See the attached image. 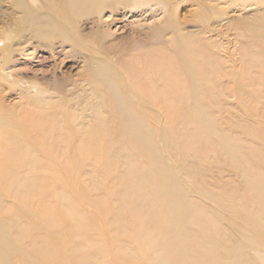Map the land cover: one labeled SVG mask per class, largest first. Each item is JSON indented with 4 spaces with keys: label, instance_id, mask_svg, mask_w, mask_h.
<instances>
[{
    "label": "rangeland",
    "instance_id": "obj_1",
    "mask_svg": "<svg viewBox=\"0 0 264 264\" xmlns=\"http://www.w3.org/2000/svg\"><path fill=\"white\" fill-rule=\"evenodd\" d=\"M203 2L210 8L205 10L207 21L201 20L198 0H183L175 17L185 32L209 39L222 63L219 70L227 64L229 76L224 71L219 80L223 85L202 88L197 103L191 84L185 83L181 90L176 78L167 95L155 96L145 106L132 100L131 106L153 127L159 152L179 173L197 216H210L190 226L195 247L217 263L264 264V198L255 196L244 181L246 176L250 182L264 183L263 175L257 174L264 173V66L254 58L261 53L264 64V42L260 41L262 49L240 36L246 31L245 23L264 12V0ZM143 8L134 15L106 16L111 35L102 45L112 46V53L127 59L136 55L142 59L148 48H169L166 41L172 31L164 30L160 36L150 27L166 16L156 5ZM167 11L175 12L171 6ZM88 41L98 42L95 36ZM7 43L8 39L0 42V47ZM244 43L253 53L243 51ZM75 48L67 45L66 55L48 47L19 50L7 68L0 50V106L8 115H42L37 124H28L30 149L18 157L21 168L10 169L12 174L2 172L0 222L6 224L11 243L0 253V264H154L153 248L159 246L164 229L152 231L143 217L129 214L131 198L139 197L145 188L126 191L130 178L123 177L128 172L151 171L155 162L131 147L137 144L118 121L112 93L100 78L83 70V59L74 52L85 49ZM161 61L171 63L167 57ZM154 84L158 90L162 83L157 77ZM165 126L174 133V147L164 140ZM182 136L195 141L191 150H196L201 165L196 173L181 160L188 157L183 156ZM227 142L240 146L233 154L239 163L223 147ZM173 152L180 164L169 157ZM244 171L249 174L243 176ZM152 212L162 217L163 206L153 207ZM40 216L47 228L52 224V231L35 225ZM41 245L45 254L36 249Z\"/></svg>",
    "mask_w": 264,
    "mask_h": 264
},
{
    "label": "bare ground",
    "instance_id": "obj_2",
    "mask_svg": "<svg viewBox=\"0 0 264 264\" xmlns=\"http://www.w3.org/2000/svg\"><path fill=\"white\" fill-rule=\"evenodd\" d=\"M182 1L0 0V42L7 39L10 41L9 44L0 47V50L4 52L6 62L4 67L7 68L11 67L10 62L14 60L15 52L19 50L25 52L31 50L30 48L37 50L41 47H48L52 50L59 49L66 55L67 45L84 48L83 51L74 52L76 56L83 59V70L88 71L93 77L100 78L105 88L112 93L116 101L118 121L137 144V146L131 147L146 152L155 162V167L151 171L128 172L123 177L124 180L130 178L126 191L145 188L139 197L131 198L132 205L128 208L129 214L143 217L148 227L153 228L152 231L159 227L164 229L160 236L159 246L153 248L154 264H222L211 260L207 252L201 253L195 247L197 240L190 231V226L204 219H210V216L208 214H203L202 217L197 216L196 206L192 203L186 188L181 184L179 173L170 161L162 157L159 152L153 127L131 106L132 100L145 106L148 105L147 103L152 104L155 96L161 98L167 95L172 80L176 78L182 84L181 90H184L185 83L191 84L192 98L198 103L201 100L200 90L202 88L209 89L223 85L219 83V80H221L220 75L224 71L229 76L227 64L221 70L218 69L222 63L219 61L217 52L210 45L209 39L204 38L201 34L185 32L182 24L175 17L176 10ZM198 1L202 6L201 20L207 21L209 15L205 10L210 8L204 4V0ZM241 1L261 3V0ZM152 5L158 6L157 9L166 17L162 21L163 18L160 16V19L150 26L151 31L153 34L156 32V35H160L164 30L172 31L173 36L166 41L169 42V48H148L142 59L139 55L127 59L124 54L112 53L114 52L112 46L102 45L104 39L111 35L109 32L107 33L109 22L104 21L106 16L112 15L114 19L123 14L134 15L140 9L144 11L143 7ZM169 6L175 12L169 14L167 11ZM156 16L158 15L155 14ZM244 30L246 31L240 33L244 42L261 45L260 41L264 42V12L258 15L254 21L252 19L250 22H246ZM93 36L98 40L97 43L94 42L95 45L88 41L89 37ZM33 39H36L37 42H30ZM27 42L29 44L24 46L26 48H17L18 45ZM242 49L253 53V48L251 49L249 44L244 43ZM165 50H172L174 54L167 55L163 52ZM263 51L264 49L261 52L263 53ZM122 53H125L124 50ZM158 55L160 56L158 57ZM260 55L262 54L255 55V61L264 66L262 60L259 59ZM166 57L167 61L171 63L161 61ZM166 76L171 79L165 81ZM157 77L162 84L158 90H155L154 82ZM94 90L99 95V91L95 87ZM200 114L207 116L202 111ZM41 116L37 113H29L23 117L8 115L0 106V183L5 182L3 171L9 170L11 173L10 169L21 168L23 163H20V158L30 149V144L26 141L28 124L34 125L38 117ZM111 128L112 125L108 123L109 134ZM163 129L165 142L174 147L172 129L166 126ZM120 138L116 139L120 140ZM181 138V144L185 149L183 156H188L181 160L185 166H190L191 172L195 170L196 173L201 170V165L199 166L196 150H191L195 141L186 136ZM223 147L231 153L232 157L236 148L241 149L239 145L231 147L228 142L224 143ZM125 151L128 154L131 153L128 147L125 148ZM169 157L175 158V161L179 163L176 153H171ZM233 159L239 163V158L233 157ZM247 174L249 173L244 171L243 176ZM257 174L264 177L263 172ZM244 181L255 196L264 198V183H256L254 179L250 182L246 176ZM131 182H134V185H130ZM195 190L207 192L205 189L195 188ZM147 197H151L153 200L149 202ZM159 205H162L164 209L162 217H156L152 212V208ZM45 223L46 220L40 216L37 217L35 225L46 227ZM51 228L52 224L47 230L52 231ZM6 229V224L0 222V253L6 250L11 243L9 236L5 234ZM242 236L244 237L243 234ZM242 243L243 241L240 240L239 245ZM36 249L45 254L42 245L36 246ZM235 252L238 253V249H235Z\"/></svg>",
    "mask_w": 264,
    "mask_h": 264
}]
</instances>
